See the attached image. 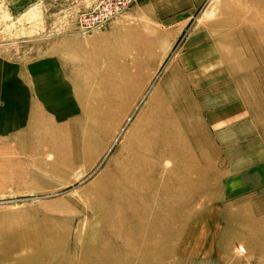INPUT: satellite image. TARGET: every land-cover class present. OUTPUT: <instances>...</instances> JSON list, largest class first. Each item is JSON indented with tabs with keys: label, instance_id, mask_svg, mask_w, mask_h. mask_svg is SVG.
<instances>
[{
	"label": "rangeland",
	"instance_id": "obj_1",
	"mask_svg": "<svg viewBox=\"0 0 264 264\" xmlns=\"http://www.w3.org/2000/svg\"><path fill=\"white\" fill-rule=\"evenodd\" d=\"M99 1L0 0V77L32 65L50 110L0 138V264H264V0L85 32ZM146 123L172 146L130 185Z\"/></svg>",
	"mask_w": 264,
	"mask_h": 264
},
{
	"label": "crops",
	"instance_id": "obj_2",
	"mask_svg": "<svg viewBox=\"0 0 264 264\" xmlns=\"http://www.w3.org/2000/svg\"><path fill=\"white\" fill-rule=\"evenodd\" d=\"M138 8L142 9L141 3ZM136 13L128 12L116 22L114 21L113 26H121L124 21L132 19ZM61 56L63 58V55ZM1 69L3 67L0 68V76L6 74H2ZM7 69L9 70L7 75L11 77L9 79L0 77V138L11 137L25 131L32 123L38 122L50 111L42 100L31 98V91L38 90L36 86L38 80L36 78L33 80L35 74L33 70L36 69L32 65L17 67V65L11 64ZM6 80L7 82H5Z\"/></svg>",
	"mask_w": 264,
	"mask_h": 264
},
{
	"label": "bare ground",
	"instance_id": "obj_3",
	"mask_svg": "<svg viewBox=\"0 0 264 264\" xmlns=\"http://www.w3.org/2000/svg\"><path fill=\"white\" fill-rule=\"evenodd\" d=\"M146 127L148 128L147 131L143 134V142L138 139L141 144L138 145L139 142H137V148H140V152L142 153V156L139 155L138 160H134V161H126L124 164V166H122V168H120L118 170V176L121 177H125L124 179V183H130V185L132 184L130 182L131 177L133 178V176H139L141 174L144 173V171H142V168L145 169L147 167L145 158L147 159L151 153L155 152L156 150H158L160 147L163 148H169L171 143L167 142L164 140L163 138V134H162V127L159 126H154V124L152 125L151 123H146ZM148 140V142L146 141ZM145 141V142H144ZM140 154V153H139ZM147 156V157H146ZM142 162H145V164L143 165ZM131 166V167H130ZM126 169V170H125ZM120 177V178H121ZM123 179V178H122Z\"/></svg>",
	"mask_w": 264,
	"mask_h": 264
},
{
	"label": "built area",
	"instance_id": "obj_4",
	"mask_svg": "<svg viewBox=\"0 0 264 264\" xmlns=\"http://www.w3.org/2000/svg\"><path fill=\"white\" fill-rule=\"evenodd\" d=\"M134 2L135 0H100L89 12L79 16L80 26L85 32L104 28Z\"/></svg>",
	"mask_w": 264,
	"mask_h": 264
}]
</instances>
